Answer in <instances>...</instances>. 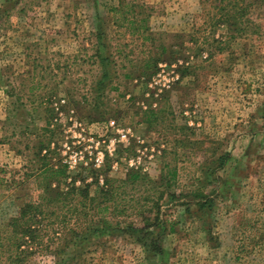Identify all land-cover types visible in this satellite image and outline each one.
Returning <instances> with one entry per match:
<instances>
[{"label": "rangeland", "instance_id": "374dc122", "mask_svg": "<svg viewBox=\"0 0 264 264\" xmlns=\"http://www.w3.org/2000/svg\"><path fill=\"white\" fill-rule=\"evenodd\" d=\"M39 142L76 184L167 179L118 188L107 215L139 223L125 198L160 201V255L105 230L64 264H264V0H0V233L38 193ZM47 232L24 264H60Z\"/></svg>", "mask_w": 264, "mask_h": 264}, {"label": "trees", "instance_id": "16d2710c", "mask_svg": "<svg viewBox=\"0 0 264 264\" xmlns=\"http://www.w3.org/2000/svg\"><path fill=\"white\" fill-rule=\"evenodd\" d=\"M229 23L235 25L237 19L231 17ZM44 145L46 142H39L37 149L33 150V157L39 161L38 166L34 170L31 169L26 172V176L33 177L38 193L35 197L26 199L22 203L16 213L7 219L5 229L1 231L3 234L0 233V253H7L5 264H24L27 258L36 253L35 244L40 247L45 246L48 249L49 241L52 240L47 232L48 228L52 230L53 235H60L61 238L59 250H56L55 254L53 253L57 258L67 252L69 242H75L77 239L105 230L127 232L135 236L138 242L156 255L163 252L161 242L167 229L166 220L161 214L160 201L151 203L149 210L148 208L144 210L147 198H143V203L137 206L135 204L139 200L133 206H128L130 198H125L124 201L126 202L122 205L121 213L132 207L133 213L141 217L139 219L140 224L132 219H127L124 222L118 219L112 223L107 218L108 214L113 216L119 210L117 208L123 198L118 188L135 186L136 183L140 182L148 185L149 189H157L165 185L167 179L163 174L159 181H155L146 173L135 168H129L124 178L115 179L110 177L106 170H102L103 175L100 177V184L96 176L98 171L94 169L91 175L96 179L86 182V177L82 175L80 176L81 183L76 184L77 174L66 175L65 167L62 169L54 165L49 155L51 151L46 152L47 154L41 153ZM63 183H66V186L63 187ZM92 185L99 187L96 193L90 192ZM212 203V199L196 201L201 210L209 208ZM155 228L158 229L156 233L154 232ZM47 233L48 236L43 242L42 237H46ZM32 245L34 247H31ZM65 259L64 256L62 259L60 258V264H64ZM1 262L0 264H2Z\"/></svg>", "mask_w": 264, "mask_h": 264}]
</instances>
